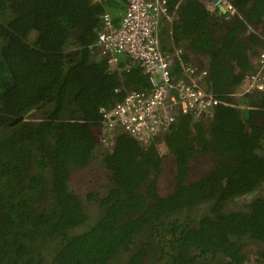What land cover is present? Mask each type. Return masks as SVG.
I'll list each match as a JSON object with an SVG mask.
<instances>
[{
	"label": "trees",
	"instance_id": "1",
	"mask_svg": "<svg viewBox=\"0 0 264 264\" xmlns=\"http://www.w3.org/2000/svg\"><path fill=\"white\" fill-rule=\"evenodd\" d=\"M167 2L178 15L160 24L162 49L206 69L222 103L177 113L148 146L116 131L92 218L70 173L96 158L101 108L150 88L137 61L113 68L93 46L101 16L117 25L124 1L0 0V264H245L247 244L264 256V195L229 207L264 187L253 151L264 130L249 117L264 113V91L243 94L248 111L233 94L264 50V0H232L240 17Z\"/></svg>",
	"mask_w": 264,
	"mask_h": 264
},
{
	"label": "built area",
	"instance_id": "2",
	"mask_svg": "<svg viewBox=\"0 0 264 264\" xmlns=\"http://www.w3.org/2000/svg\"><path fill=\"white\" fill-rule=\"evenodd\" d=\"M123 1L117 25L108 14L101 16L102 26L93 46L98 56L105 58L113 68L119 67L121 59L137 61L150 88L147 91L129 90L114 105L101 108L99 140L111 145L119 130L141 141L146 140L143 145L148 146L154 136L171 126L177 113L198 116L211 111L222 101L201 87L206 69L185 62L179 47H173L172 52L162 49L161 18L170 16L167 0ZM231 1L206 0L205 5L211 11L222 6V13L227 17L239 16ZM261 38L264 40V35ZM252 61V71L244 77L240 92H234V95L264 91V50ZM176 62L178 71L173 73Z\"/></svg>",
	"mask_w": 264,
	"mask_h": 264
},
{
	"label": "rangeland",
	"instance_id": "3",
	"mask_svg": "<svg viewBox=\"0 0 264 264\" xmlns=\"http://www.w3.org/2000/svg\"><path fill=\"white\" fill-rule=\"evenodd\" d=\"M206 0H204L205 3ZM257 55L254 57L253 60H255ZM192 64V63H191ZM236 93L240 92V89L235 90ZM244 100V102H248L247 97L245 95H239L235 94L234 99L235 100ZM250 101V100H249ZM249 105V104H248ZM251 105V104H250ZM114 140V139H113ZM113 143V141H112ZM144 144V140L142 141ZM112 147L111 145H105V143L101 144L97 149L96 158L93 159V161L85 168L82 169H72L71 175H70V181L71 186L74 189V191L78 194V196L82 199V202L86 209H88L89 215L93 218L96 216V213L98 211L96 202H94V197H96L98 194L104 193L108 186V180H107V171L104 169L101 163V157L104 153L108 152ZM157 148L160 153H165V148L161 145V143H157ZM256 195H264V187L258 190L255 194L243 196L242 198L236 199L232 201L229 205L230 208H234V210H246V204L251 199L254 198ZM207 211V207L205 205L200 206L197 208V210L191 211V212H180L176 214L173 219H180L183 220L187 215L195 217L199 216L202 213ZM245 254H247L248 259L245 264H258V260L260 259L259 254L257 253H251V252H257V249L252 247L251 245L247 244L245 246ZM122 255L126 256L127 253H123ZM114 264V263H111Z\"/></svg>",
	"mask_w": 264,
	"mask_h": 264
},
{
	"label": "water",
	"instance_id": "4",
	"mask_svg": "<svg viewBox=\"0 0 264 264\" xmlns=\"http://www.w3.org/2000/svg\"><path fill=\"white\" fill-rule=\"evenodd\" d=\"M219 10L221 12H224V9L222 6H219L218 7ZM201 87L204 88L205 90H209V84L208 82L204 79L203 81H201L200 83ZM34 109H31L29 110L26 115L30 114L31 112H33ZM250 117V124L253 125V126H256V127H259V128H264V113H261V112H258V111H253L251 113V116ZM21 118H16L14 120V122L20 120ZM254 153L257 154L258 156H263L264 155V149H261V148H255L254 150Z\"/></svg>",
	"mask_w": 264,
	"mask_h": 264
},
{
	"label": "crops",
	"instance_id": "5",
	"mask_svg": "<svg viewBox=\"0 0 264 264\" xmlns=\"http://www.w3.org/2000/svg\"><path fill=\"white\" fill-rule=\"evenodd\" d=\"M122 10V9H121ZM169 15L170 16H168L167 18H165V17H162L161 19H162V21H161V24L164 26V27H168L170 24L171 25H174L175 24V21H176V16L178 15L177 14V12L175 11H171V13H169ZM171 22V23H170ZM257 92V91H256ZM249 102V101H248ZM246 104V103H245ZM249 103H247L245 106H243V109L245 110V111H248V109L250 108H252L253 106H249L248 105Z\"/></svg>",
	"mask_w": 264,
	"mask_h": 264
},
{
	"label": "flooded vegetation",
	"instance_id": "6",
	"mask_svg": "<svg viewBox=\"0 0 264 264\" xmlns=\"http://www.w3.org/2000/svg\"><path fill=\"white\" fill-rule=\"evenodd\" d=\"M262 130H264V128H261ZM146 143V140H144V144ZM161 145L163 146V148H165L164 144L161 143ZM257 148H261V149H264V133L261 135V140L260 142L258 143V146ZM166 150V149H165ZM264 156V155H263ZM263 156H260V157H263ZM184 212V211H182ZM260 256V255H259ZM258 264H264V256H260V259L257 261Z\"/></svg>",
	"mask_w": 264,
	"mask_h": 264
}]
</instances>
